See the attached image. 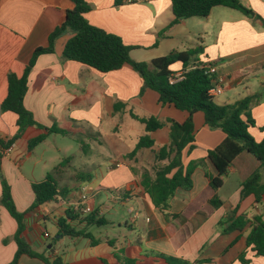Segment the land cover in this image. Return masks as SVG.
Listing matches in <instances>:
<instances>
[{
  "label": "crops",
  "instance_id": "0c3cea01",
  "mask_svg": "<svg viewBox=\"0 0 264 264\" xmlns=\"http://www.w3.org/2000/svg\"><path fill=\"white\" fill-rule=\"evenodd\" d=\"M86 1L91 7L85 14L88 23L119 36L125 45L133 47L130 57L135 61L200 47L199 61L211 65L216 76L225 78L224 90L215 100L234 104L252 96L250 112L255 126L249 132L256 141L264 139V131L260 130L264 126V26L260 21L240 12L217 11L216 22L209 25L213 23L215 7L208 17L182 20L160 37L174 18L171 0H134L120 6H115L114 0ZM242 2L264 19V0ZM73 6L70 0H0L1 140H9L17 131V116L1 111L7 95V75L23 74L34 50L47 46L49 34ZM70 36L66 33L58 38L53 53L38 56L23 98L24 107L37 123L46 128L55 126L66 134H51L28 151V141L45 133L44 129L28 127L1 158L0 171L10 187L15 208L24 213L22 237L30 248L50 260L60 256L67 264H124L125 260L132 264H169L164 256L190 264H264V256L247 245L253 218L260 216L264 220V196L259 203L252 195L240 199L241 183L259 168V161L247 152L240 153L223 176L222 186L214 191L209 175L214 176L215 169L206 160V153L219 145L225 135L219 129H209L203 113L196 112L195 149L189 155L183 152L182 163L186 166L190 161L203 160L202 164L193 170L188 190L177 189L167 209L156 208L141 181L154 179L158 164L167 163H158L155 153L168 145L169 127L150 133L153 147L141 148L129 157L139 138L146 134L144 125L131 115L183 122L187 112L161 105L158 94L150 89L140 95L143 81L127 65L102 73L64 60L62 50ZM170 69L177 78L184 71L180 62ZM117 103L124 105L120 111L114 110ZM74 134L80 139L86 156L84 166L92 179L68 184L67 194L32 208L31 184L45 178L53 169L47 170L55 157L46 152L37 155V148L52 135ZM56 153L57 159L60 154L66 158L62 148H56ZM1 196L0 178V264H9L17 252V222L1 204ZM214 197L222 203L218 208L210 204ZM77 203L90 206L106 221L103 226L71 223L86 228L98 242L91 245L89 239L64 236L49 243L51 233H58V219L65 216L68 208L76 210ZM116 205L126 207L132 218L124 222L106 219L105 210H114ZM240 215L247 219L244 227L224 232L227 224L219 223ZM86 216L80 214V218ZM48 223L52 225L51 232ZM241 257L246 262H241ZM16 264L45 263L22 254Z\"/></svg>",
  "mask_w": 264,
  "mask_h": 264
},
{
  "label": "trees",
  "instance_id": "16d2710c",
  "mask_svg": "<svg viewBox=\"0 0 264 264\" xmlns=\"http://www.w3.org/2000/svg\"><path fill=\"white\" fill-rule=\"evenodd\" d=\"M73 9L68 10L62 23L55 27L49 34L47 46L38 47L34 50L24 72L21 76L14 73L7 75V95L1 103L2 112H12L17 116V131L7 141L0 139V165L3 151L12 146L28 127L44 129L45 133L28 141V151H32L51 134H66L65 131L55 126L46 128L37 123L33 115L24 107L23 98L27 91L28 76L39 55L53 53L55 43L58 38L66 33H70V38L66 41L62 58L72 60L91 67L99 72L107 73L129 66L142 79L143 85L140 90L142 95L147 89L158 94V102L161 105H171L179 111L187 112V117L183 122L174 119L165 121L150 116L140 118L132 114V118L144 125L146 134L142 135L135 148L129 154L134 157L141 148H151L154 145L150 133L169 127V143L162 146L155 153V160L159 163L167 161L163 166L155 169V177L145 178L141 181L145 193L150 197L152 204L159 209L168 208L170 198L177 189L188 190L192 186L191 174L193 170L202 164L203 160L190 161L186 166L182 163L183 152L189 155L195 149V128L193 115L196 112L203 113L205 125L209 129L221 130L225 137L219 145L208 150L206 160L215 169V175H209V185L216 191L223 183V176L228 167L242 152H247L259 161V168L241 183L240 199L252 195L255 203H259L264 196V139L256 141L249 132L255 126V121L251 116L250 108L254 98L245 97L234 104H220L209 94V89L216 74L206 65L202 64L198 55L202 52L200 47L187 51L173 52L168 55L153 58L149 61H135L130 57L133 47L123 43L121 38L115 34L108 33L101 28L88 23L85 14L91 10L86 0H70ZM124 2L132 3L134 0H114L115 6H120ZM215 7H225L240 12L249 19L258 20L264 26V19L257 15L251 8L245 6L240 0H171L173 20L166 26L159 36L180 21L200 17L206 18ZM180 62L183 66V73L180 78L173 77L170 67ZM124 105L117 103L114 105L115 111H120ZM264 131V126L260 127ZM73 157L63 158L53 169L48 172L42 181L31 184L34 194L32 208L64 196L68 193V182H89L92 176L89 172L69 173L70 163ZM68 175V178H67ZM2 196L1 204L17 222L15 242L17 252L14 259L9 264H16L22 254L39 258L45 264H67L60 256L50 260L42 254L34 252L22 237L24 231L23 216L15 208L11 198L10 187L4 179L1 171ZM210 204L218 208L222 203L214 197ZM237 208L232 213L235 214ZM80 211L68 208L63 218L58 219L59 237L78 238L83 237L95 245L98 240L87 232L86 228H78L71 223L79 221L86 226H103L106 221L98 217L96 211H91L86 217L80 218ZM247 219L240 215L236 218H229L219 225L227 224L224 232L240 230L246 224ZM251 230L247 236V245L252 246L257 255L264 256V220L260 216L253 218ZM55 241V240H54ZM169 264H190L186 261L164 256ZM241 262H246L242 257ZM196 261L192 264H201ZM124 264H132L125 260Z\"/></svg>",
  "mask_w": 264,
  "mask_h": 264
},
{
  "label": "rangeland",
  "instance_id": "374dc122",
  "mask_svg": "<svg viewBox=\"0 0 264 264\" xmlns=\"http://www.w3.org/2000/svg\"><path fill=\"white\" fill-rule=\"evenodd\" d=\"M241 3L242 0H240ZM214 10L213 14V23L210 22L209 25H213L214 22H216V12L217 11H223V12H232V13H239L237 11L224 8V7H217ZM219 13V12H217ZM225 15V13H224ZM81 137V136H80ZM62 148L66 154V157H73L70 163V168H69V173H73L74 171H83L87 172L84 162H86V156L84 155V149L82 148V144L80 142L79 137H77L75 134L74 135H68V136H62V135H52L49 140L45 144H42L39 146L36 150V154L39 155L41 152H46V154H55L51 160H50V165L47 170H51L56 164H58L65 155L60 154V159H57V153H56V148ZM52 156V154H51ZM58 156V157H59ZM68 178V175H67ZM69 184L77 183V181H69ZM105 218L118 222V221H128L130 218H132V215H130L129 210L126 207H120V205H116L114 210H105ZM48 230L51 232L52 231V225L47 224ZM55 233H51V237L48 239V242H52L55 240V237H57Z\"/></svg>",
  "mask_w": 264,
  "mask_h": 264
},
{
  "label": "built area",
  "instance_id": "2783aa9c",
  "mask_svg": "<svg viewBox=\"0 0 264 264\" xmlns=\"http://www.w3.org/2000/svg\"><path fill=\"white\" fill-rule=\"evenodd\" d=\"M206 66L208 68H210L211 71H213L211 65H206ZM224 82H225V78L224 77H222V76H216V79L213 81L212 86L209 89V94L212 97H217L218 95H220L223 92V90H224ZM10 150H11V147L5 149L3 151V154H8L10 152ZM85 200H86V198L83 197L82 198V201H85ZM83 204L84 203H82V204H79V203L75 204V207H76L75 209L77 211H80L82 214L87 215V214H89L92 211V209H91L90 206H85ZM44 236L47 237L48 235L45 233Z\"/></svg>",
  "mask_w": 264,
  "mask_h": 264
},
{
  "label": "water",
  "instance_id": "95a60500",
  "mask_svg": "<svg viewBox=\"0 0 264 264\" xmlns=\"http://www.w3.org/2000/svg\"><path fill=\"white\" fill-rule=\"evenodd\" d=\"M56 238H59V235L56 237ZM51 245H48L47 248L50 249Z\"/></svg>",
  "mask_w": 264,
  "mask_h": 264
}]
</instances>
